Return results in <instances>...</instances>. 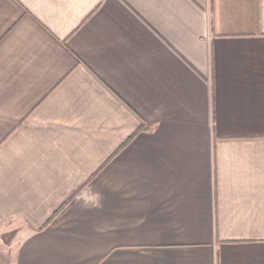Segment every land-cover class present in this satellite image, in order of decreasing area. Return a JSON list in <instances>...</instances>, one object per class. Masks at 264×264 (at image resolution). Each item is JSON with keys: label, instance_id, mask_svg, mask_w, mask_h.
Wrapping results in <instances>:
<instances>
[{"label": "crops", "instance_id": "1", "mask_svg": "<svg viewBox=\"0 0 264 264\" xmlns=\"http://www.w3.org/2000/svg\"><path fill=\"white\" fill-rule=\"evenodd\" d=\"M5 229L3 264H264V0H0Z\"/></svg>", "mask_w": 264, "mask_h": 264}, {"label": "rangeland", "instance_id": "2", "mask_svg": "<svg viewBox=\"0 0 264 264\" xmlns=\"http://www.w3.org/2000/svg\"><path fill=\"white\" fill-rule=\"evenodd\" d=\"M13 231L11 229H5L0 231V263H6L9 261V248L12 239Z\"/></svg>", "mask_w": 264, "mask_h": 264}]
</instances>
